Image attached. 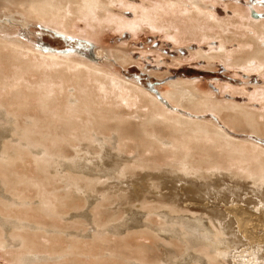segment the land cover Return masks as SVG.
I'll return each mask as SVG.
<instances>
[{
	"label": "bare ground",
	"instance_id": "obj_1",
	"mask_svg": "<svg viewBox=\"0 0 264 264\" xmlns=\"http://www.w3.org/2000/svg\"><path fill=\"white\" fill-rule=\"evenodd\" d=\"M115 1L0 0V8L3 7L2 11L12 10L22 17L43 20L65 32H73L74 22L84 19V16L89 25L97 30L100 22L109 18L108 7ZM173 11L177 12L176 9ZM190 20L192 24L188 28L192 33L197 37L203 35L206 27L201 10L196 9ZM174 26L177 25L174 23ZM246 29H253L256 34L255 38L248 39L249 42H246V35H243L245 40L240 35L233 36L235 33L224 37L227 31H221L224 32V39L237 41L240 46L253 44V49L244 52V56H236L237 63L256 60L263 64L264 48L259 42H263L264 24L249 23ZM220 33L217 34L220 36ZM120 60L129 62L124 58ZM172 86L174 90L167 96L173 104L198 113L212 111L238 130L264 136V115L232 104L214 103L210 96H199L195 85L187 82ZM158 103L141 88L100 67L69 56H42L20 41L0 35V250H11L16 264H85L77 258L96 257L86 255L82 249L81 239L90 237L93 241L112 245L105 250L107 254L103 258L98 257L97 264H104L107 256L115 264H121L122 259L126 264H264V149L249 141L235 140L213 123L171 113ZM131 107L134 112L121 114L123 108L128 111ZM45 128H50V131L44 134L42 130ZM111 130H115L117 137L106 134ZM73 143L80 147L77 153L94 150L96 162L92 160L94 157L88 159L78 156L80 154H62ZM114 149L119 152L137 150L138 160L126 165L123 157L117 156L118 153L112 156ZM84 153L81 155H86ZM20 163L23 166L29 163L28 171L19 173ZM31 164L33 169H30ZM140 170L148 172L143 179L137 175ZM38 174L42 178H37ZM219 175L222 179L229 177L236 184L249 182L255 187L256 199L252 196L254 199L245 197L241 200L231 190L233 198H236L227 203L224 210L219 208L216 200L215 206L209 209V201L197 193L201 187H197L192 178L210 185L218 181ZM131 177L137 180L128 184L130 191L147 186L158 188L161 184L170 188L167 187L169 195L160 194L157 197L154 194L150 202L147 199L143 201L145 198L138 199L140 207L146 212L135 215L133 224L127 225L133 215L127 217L130 211L124 210L122 205L130 201L131 195L119 196L110 189ZM178 191L187 197L184 203H189V207L185 206L186 209L177 204ZM25 192H35L38 200L31 201L35 198L29 199ZM77 200L89 205V208L93 205L96 209L103 208L105 205L101 203L104 200L114 205L117 203L119 207L105 208L106 211L97 209L92 216L88 211L73 214L91 226V233L87 232V235H82L80 231L65 233L53 228L54 231H48L51 232L49 237L34 233L40 228L28 223L29 214L40 213L53 222L57 221V224L59 220L66 221L67 210L76 208L74 203ZM13 206L26 209L24 217L28 222L19 217L13 218L20 210L12 212L10 208ZM190 206H201L205 211L188 216ZM103 214L110 219L100 221ZM121 214L127 218L113 225L112 221L117 222ZM17 216L20 215L17 213ZM139 216L145 218V223H150L142 224ZM72 224V228L76 229ZM143 227L146 229L136 231L137 234L150 235L155 239L156 246L157 242L162 243L164 256L166 249L169 251L166 257L162 255L163 258L156 259L157 255L150 256V249H153L144 245L142 250L135 252L136 256L131 252L133 258L126 259L123 250L129 244L124 246L122 243H126L132 230ZM69 228H66L67 231ZM58 234L69 236L68 240L65 238L66 243ZM122 235L125 236L119 237V240L112 239ZM231 245L236 250L230 256ZM229 256L233 263L229 262Z\"/></svg>",
	"mask_w": 264,
	"mask_h": 264
},
{
	"label": "rangeland",
	"instance_id": "obj_2",
	"mask_svg": "<svg viewBox=\"0 0 264 264\" xmlns=\"http://www.w3.org/2000/svg\"><path fill=\"white\" fill-rule=\"evenodd\" d=\"M173 1L177 2V6ZM179 1L181 3H179ZM191 1L116 0L113 5H110L108 7L109 10H107V13L109 14V18L102 20L100 22L101 25L97 30H94L89 25L86 20L87 17L84 16V19H80L74 22L75 31L73 32H65L48 22H43V20L41 21L34 18L30 19L19 16L12 10L2 11L3 7H1L0 35L13 41H20L30 50L42 56H69L72 58L81 59L86 63H89L96 67H100L109 74L124 79L131 85L137 86L141 88V90L152 95L156 99V101L159 102L158 104L163 105L169 112L180 113L185 115V117H190L191 119L199 122L213 123V125H215L216 127L225 130L230 136L235 138V140L246 142L249 141L250 143H255L256 145L264 149V136L257 135L248 131L238 130L231 124L229 125L226 120L222 119L220 116H218V114L212 111H204L198 113L193 112L190 109L188 110L187 108L185 109L183 107L177 106L173 104L168 98L169 96H167L169 95L170 91L172 92L174 90V88H172V85L174 83L187 82L192 84L193 86L195 85L194 87L197 88L199 96L200 94L202 97L204 96V98H209L207 96H210V99L214 101V103L217 102L218 104L221 103L223 105L227 104L226 106H229L228 104H232L239 106L240 108L244 107L245 109L260 114L261 116L264 115V63L261 64L256 60L249 61L245 64L237 63L236 61H238V58H236V56L239 58L242 55L244 56L246 52L253 49V44L248 43L246 46H240L237 41H229L226 38V40L224 39V37L230 36L231 34L233 35L234 33L235 34L233 36L235 37H238L240 35V37L243 38V35H246L247 39L245 37L243 38L244 40H247L246 42H249L250 38H255L256 34L254 30L246 29V26H248L249 23L264 24V0ZM182 8L184 12L180 13L182 11ZM175 9L177 10V12L173 11ZM196 9L199 11L201 10L202 19L204 20L206 27V29L203 30L204 34L199 37L194 35L192 33V30L188 28L192 24L190 15L193 14ZM228 21H231L232 23H228ZM220 22L221 24L219 26ZM174 23L177 26H174ZM181 23L183 24V26L181 25ZM215 23L218 25H215ZM234 23H236L237 25H234ZM221 29L224 32L227 31L228 35L221 31ZM229 30L231 31L230 33L228 32ZM219 32H222L220 33V36L219 34H217ZM222 34L224 37L222 36ZM262 39L263 42H261V40L259 43L261 45L260 47L264 48V38ZM120 58L127 59L129 62H121ZM256 62L258 63L256 64ZM125 109L127 110V108H123L120 111L121 114L125 113L126 115V112H134V108L132 107L131 109L128 108V111H126ZM47 129L48 128H45V130L43 129L42 133L44 132L45 134V131H50V128L48 130ZM114 132L113 130H111L106 132V134L109 133V137H117V134H115ZM113 142L114 140H112L111 143ZM67 147V151L62 152V154H64L65 156H77L78 154H80L78 156H85L88 159L94 157L92 160H94L93 162H96L97 156L93 155L94 150L84 148L85 150H89V152L91 153H88L87 151H84L85 153L83 151L77 153L79 152L80 147H78L75 143H73L72 146ZM115 150L116 149L112 150V156H114L115 154L117 155L118 153L117 156L123 157L122 159L124 160V163L126 165H132L133 161L135 162L138 160L137 150L135 151L134 149H128L124 150V152ZM83 153L86 155H81ZM124 155H126L127 158ZM99 160H97V162ZM27 164L23 166V164L20 163V167L18 165L17 171L19 173H25L27 168L29 167ZM32 167L33 166L31 164L30 169ZM111 168L112 167H110L109 169ZM34 174L35 172H33V176ZM147 174L148 172L141 170L139 171V173H137L139 178L142 179ZM156 175L155 177L157 179ZM36 177L42 178L40 174L36 175ZM156 179H154V181L159 182ZM134 180L137 179L131 177L130 180L119 182L116 186L111 185V188L113 189H110L112 192L115 191L116 195L119 196H124L125 194L131 195L130 201H125L122 205L124 210L130 211L129 216L127 217H131L133 215L131 218H129L130 220L127 225L133 224L135 215L146 212V210L144 211V209L140 207L141 203H139L138 199L145 198L143 201H146L147 199V201L150 202L149 200L150 198H153L154 194H157V197H159L160 194L169 195V191L167 189L168 186L166 187V184H161V186H159L158 188L147 186L146 188H135L130 191L128 184L134 182ZM145 180L149 185H151L148 179ZM192 180L193 183L197 185V187H201L199 188L200 190H198L197 193L207 199V201H209L210 206H208V208L210 207L211 209V206L214 205V200H216L217 203L220 204L219 208L224 210L227 203L235 200L236 197L241 200H243V198L245 200V197H254L256 199L255 192H253L255 190L253 188L255 187L249 182L242 181L241 183L236 184L232 182L234 180L230 179L229 177H224L222 179L221 176L220 178H218V181H216V183H210V185H207V183L203 180H195L194 177L192 178ZM111 182L113 181H109V183ZM229 186H231V188ZM201 189L203 191H201ZM195 190L197 189L195 188ZM231 190L236 196L235 198H233L232 192H230ZM29 193L30 192H25L24 195L26 194L29 199H33L34 197L35 199L31 200L33 202L38 200L36 194H34L35 192H31L30 194ZM249 193H252V195H250ZM8 194H11V192H9ZM238 194H241L242 197L237 196ZM92 195L97 197L99 196L95 194ZM186 198L187 197L183 195V192H179V200L177 199L178 203H176L180 206V208L186 209L187 207L185 206L189 205V203H184ZM29 199L27 198L26 201L28 200L29 202ZM211 199L213 201L210 202ZM74 204L75 206H77L76 208L74 207L70 210H67L66 215H69L70 217L65 216V218L66 221H68L66 222L65 220H59L61 223L58 221L57 224V221L53 222L40 213H35V215L29 214L30 220L28 222V219L24 217V211L26 210L25 208H15L17 206H13L12 208H10V210L12 212H15L16 210L20 209L15 212V216L14 214H12V217L14 216L13 218L18 219L17 217H19L21 219H25L32 226L40 228L34 232L35 234H40V236L44 234L46 235V237H49L51 232L49 233L48 231H54L53 229L63 231L65 233L82 232V235H85L88 232L90 234L91 226H87V222L84 223L81 218L78 219L79 217L73 214L79 215L88 211L89 215L92 216V213H96L97 209L99 211L100 209H102V211H106L105 208L107 209L119 207L117 203H115L116 205H114L113 202L111 203L113 204L112 207L110 201L108 200L102 201L101 204H104L105 206L103 208L97 207V209L95 205L89 208V205H84L78 200L75 201ZM94 206L95 209H93ZM198 207L201 209H199ZM75 209L77 211H75ZM189 210L191 211L187 214L188 216L200 215L205 211L201 206H197V208L196 206H190ZM111 212L112 214H114V211L111 210ZM17 213L21 217L17 216ZM122 214L119 215L120 217L116 220L117 222H115V220L112 221L113 225H118V223L124 220V217L126 216H122ZM33 215L35 216L34 218ZM38 217L40 218L38 219ZM31 218H33L34 220ZM42 219L45 223L42 221ZM109 219L110 218H108V216L105 217V215L103 214L100 221L105 222ZM48 220L50 223L48 222ZM140 220L142 224L150 223L148 221L145 223L146 220L142 217H140ZM33 221L35 222L32 223ZM62 222L65 223L66 226H64ZM72 223L75 224L74 227H79V230L77 228H72ZM79 223L83 225H80ZM69 224L71 226L70 228ZM85 225L87 226V228ZM136 225L139 224L136 223ZM151 225H153V223ZM49 226L51 227V229ZM54 227H56L57 229ZM42 228L43 230H41ZM66 228H69L68 231ZM142 229L146 228L143 227L132 230L130 235H127L129 236V238L127 239L126 243H122L123 245L125 244L124 246L129 244L124 247L125 249L122 247V250H125H123V253L126 259H131V257L133 258L131 252H133L132 254L135 255V252L140 249L142 250V246L144 247V245L145 247L147 246L148 249H155V251L150 249V256L157 255L156 259L163 258L165 248L162 246V243L157 242L156 246V242L154 241L155 239L153 237L151 238L150 235H138V232L136 231H140ZM43 231L47 232V234H45ZM28 233L33 232L28 231ZM60 236L64 238L61 239H63L66 243V239L68 240L69 236L67 235L64 237L63 234ZM123 236L125 235L118 237L114 236L112 239L116 238L117 240H119L121 239L119 237ZM89 238L90 237L81 239L83 243L82 249L83 251H85L86 255H94L96 257L91 259L82 257V260L81 258L77 259L84 262L85 264H87V262L89 263V261L91 262L89 264H97L96 262L97 259H99L98 257L103 258V256L107 254L105 250L108 247H112V245L108 242L102 243L99 241H93L92 238ZM157 240L159 239H156V241ZM61 245L66 246V244L64 243H61ZM231 246L232 249H230V251L232 253H230V256L236 250L233 245ZM88 250L90 251V253ZM166 250L167 251L164 257H166L167 253H169L168 249ZM11 252V250H0V264H16L15 262H13V256ZM169 256L175 258V255L170 254ZM230 256L229 262L233 263V261L230 259ZM104 260V264H115L113 261H110V258H108V256ZM122 260V263H120L126 264L125 261ZM175 260L173 262H175Z\"/></svg>",
	"mask_w": 264,
	"mask_h": 264
}]
</instances>
